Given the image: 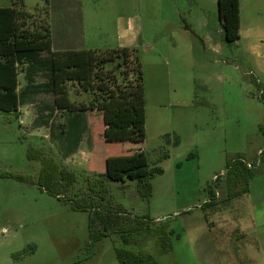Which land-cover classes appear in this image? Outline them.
Returning <instances> with one entry per match:
<instances>
[{
	"label": "rangeland",
	"instance_id": "374dc122",
	"mask_svg": "<svg viewBox=\"0 0 264 264\" xmlns=\"http://www.w3.org/2000/svg\"><path fill=\"white\" fill-rule=\"evenodd\" d=\"M212 1L67 0L69 8L62 12L54 8L56 0L51 6L23 0L34 14L31 24L50 21L55 49L71 45L63 38L102 50L120 42L134 47L142 63L145 105L136 112L143 120L107 135L98 112L90 113L88 123L86 112L59 111L51 130L35 127L31 105L22 104L21 115L0 110V264H76L87 253L88 212L72 209L41 187V148L77 175L72 191L106 173L110 161L130 162L120 164L129 167L145 160L162 169L149 178L148 197L139 192V181L125 174L111 176L107 186L115 204L172 231L171 249L161 252L149 233L131 234L128 244L114 233L98 240L81 264H119L117 247L150 255L146 264H264V135L259 129L264 38L255 47L245 39L225 41ZM9 5L11 0H0V7ZM107 67L118 72L115 62ZM75 89L71 97L77 103L91 100V94ZM40 97L49 109L50 96ZM63 125L70 138L62 134ZM80 134L76 152L64 157L63 144L72 147ZM165 134L172 142H165ZM238 155L255 166L254 174L246 193L228 198L227 160ZM216 176L217 202L202 209Z\"/></svg>",
	"mask_w": 264,
	"mask_h": 264
},
{
	"label": "trees",
	"instance_id": "16d2710c",
	"mask_svg": "<svg viewBox=\"0 0 264 264\" xmlns=\"http://www.w3.org/2000/svg\"><path fill=\"white\" fill-rule=\"evenodd\" d=\"M51 6L52 0H45ZM79 4V3H78ZM62 12L68 10L67 0H56L54 8ZM218 13L223 29L224 40L236 42L240 38V0H218ZM33 13L27 10L23 0H11V5L0 7V110L16 112L20 105L28 101L38 100L42 95H49L55 105L46 116L38 113L34 118L35 127L48 124L56 109L67 113H101L105 123L104 133L113 128L133 125L138 118L136 112L145 105V88L142 63L131 46H120L106 50L85 48L73 45L54 49L51 23L42 18L39 25L31 24ZM115 62L118 72L108 68ZM24 73L26 83L20 88L19 76ZM122 76L124 83L120 82ZM37 77L44 81L36 82ZM76 85L77 93L92 95L89 102H76L71 97L72 86ZM259 98L264 103V94ZM50 101V100H49ZM50 101V104H52ZM46 103V100H44ZM43 102V104H44ZM39 109V108H38ZM48 109V107H47ZM43 109L38 112L42 113ZM141 117V116H140ZM83 124V122H82ZM48 126V125H47ZM62 134L70 138L68 131ZM52 130V125L51 128ZM259 129L264 135V119ZM85 126L81 129L84 132ZM110 134V133H109ZM76 135L75 143L63 144V154L74 152L82 137ZM166 143L172 142L170 134H165ZM178 136H173V144H179ZM44 165L43 180L40 182L52 196L69 204L74 210L88 212V230L90 240L87 253L83 259L94 253L98 240L114 233L121 235L122 242L128 244L131 234L149 233L156 237V244L161 252L171 249L170 234L163 224L156 225L146 216L130 214L122 206L115 204L107 186V179L113 175L124 174L139 181V192L144 197L150 193L149 178L161 172L159 166L149 167L144 160L142 164L124 167L130 162L110 161L108 171L99 173L89 179L85 188L72 191L77 175L58 164L55 158L47 154L43 148ZM168 151L163 157H168ZM145 159V158H144ZM260 162L264 164V151L260 154ZM132 163V162H131ZM123 164V165H120ZM254 165L247 162L242 155L228 158L224 173L227 185V197H234L249 190V181L254 174ZM220 177L207 188L209 200L201 208L212 206L217 202V182ZM116 258L119 264H146L152 257L143 256L130 249L117 247Z\"/></svg>",
	"mask_w": 264,
	"mask_h": 264
},
{
	"label": "crops",
	"instance_id": "0c3cea01",
	"mask_svg": "<svg viewBox=\"0 0 264 264\" xmlns=\"http://www.w3.org/2000/svg\"><path fill=\"white\" fill-rule=\"evenodd\" d=\"M212 4H217L218 5V0H213ZM207 20H210L209 17V13H207L206 16ZM218 19H219V24H220V18H219V13H218ZM261 38H264V0H240V38L239 40L245 39L246 41L249 42V46L250 47H255L257 46L258 41L261 40ZM64 43H68L71 44V38H63L61 39ZM74 42V41H73ZM81 47H83L82 45H80ZM120 46H130L127 43L124 42H120L118 47ZM67 47V46H65ZM62 47V48H65ZM85 48H93V47H85ZM116 48V47H115ZM55 49V48H54ZM56 49H61V48H56ZM98 49V48H95ZM109 49V48H106ZM104 49V50H106ZM98 50H102V49H98ZM22 77V80L21 78ZM39 78H41V80H39ZM20 79V85L19 87L22 88L24 87L26 80L24 78V73H21L19 76ZM44 81V79L42 77H37L36 78V82H42ZM51 96H50V101H51ZM53 99V98H52ZM45 99H41V97H38V100H32V101H28L25 104H28L29 106H33L35 109V115L34 118L37 116V114L39 113L40 116H46V114L51 111V109H53V106L50 104L49 109H47V104L44 102ZM44 102V104H43ZM21 106H19L18 110L16 111L17 113H19L20 115L22 114V110H21ZM43 109L42 113L38 112L39 109ZM60 110L56 109L52 118L49 120L48 124L44 125V127H48L49 129L51 128L53 119L57 116V113ZM90 116V114L88 115ZM88 123H89V118L87 119ZM48 125V126H47ZM42 127V126H41ZM39 127V128H41ZM105 128V125H104ZM97 134V133H96ZM92 143V136L90 134L89 140L87 137V144L89 146H91ZM76 151L68 154V155H64V157L68 158L71 155H73Z\"/></svg>",
	"mask_w": 264,
	"mask_h": 264
},
{
	"label": "built area",
	"instance_id": "2783aa9c",
	"mask_svg": "<svg viewBox=\"0 0 264 264\" xmlns=\"http://www.w3.org/2000/svg\"><path fill=\"white\" fill-rule=\"evenodd\" d=\"M260 154H261V152H260ZM218 176H216L215 178H217Z\"/></svg>",
	"mask_w": 264,
	"mask_h": 264
}]
</instances>
